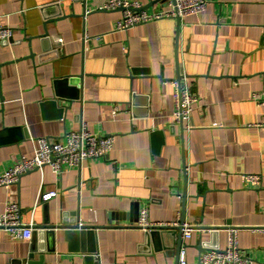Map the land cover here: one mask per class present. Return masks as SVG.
Masks as SVG:
<instances>
[{"label": "crops", "instance_id": "obj_1", "mask_svg": "<svg viewBox=\"0 0 264 264\" xmlns=\"http://www.w3.org/2000/svg\"><path fill=\"white\" fill-rule=\"evenodd\" d=\"M105 1L0 0L13 29L0 46V175L32 157L39 139L63 143L83 124L115 138L108 158L61 176L45 166L0 188V214L17 202L25 226L76 213L98 226L72 245L61 231L15 240L0 229V264H87L91 249L95 264L178 263L175 250L147 245L137 225L144 210L150 223L193 227L190 239L182 235L187 264H200L212 238L225 249L233 228L241 251L264 264V109L253 98L264 91V0H209L200 14L127 31L116 30L122 12ZM132 1L148 12L164 7ZM183 74L200 103L182 124L171 81ZM77 78V86L63 81ZM41 192L58 195L38 202ZM114 213L127 217L112 222Z\"/></svg>", "mask_w": 264, "mask_h": 264}, {"label": "built area", "instance_id": "obj_2", "mask_svg": "<svg viewBox=\"0 0 264 264\" xmlns=\"http://www.w3.org/2000/svg\"><path fill=\"white\" fill-rule=\"evenodd\" d=\"M164 7L161 11L148 12L143 5L132 0H106L103 8L108 11L121 10L122 17L117 22L116 30L127 31L139 24L149 23L164 18L181 19L190 15H197L206 10L209 0H162ZM0 13V46L13 40V29L3 23ZM85 40L92 41L86 37ZM186 74L172 80L174 88V120L184 123L191 119L193 111L200 103L199 98L192 94L187 87ZM253 98L264 109V91L262 94H253ZM121 112L118 106L113 109L114 115ZM191 128V126H189ZM114 136H98L87 129L83 124L79 131L67 134L65 142H51L41 138L32 157L22 156L20 161L12 168L0 175V188L10 189L19 184L22 176L33 172L42 171L45 166H50L53 172L61 176L65 167H81L86 161L95 158H108L113 150ZM242 180L252 186L262 185L263 179L257 174H244ZM57 192H41L38 202H48L56 197ZM22 210L17 202L6 204L5 211L0 214V229L7 231L12 239L30 240L34 233V224L25 226L21 220ZM137 225L143 230L157 227H178L181 223L153 224L148 221V211L144 210ZM183 238L192 237L193 227L183 225ZM260 230L264 232V227ZM228 245L225 249H210L203 252L200 264H258L243 253L238 245L237 230L229 229ZM186 248L180 253L179 264H187L185 260Z\"/></svg>", "mask_w": 264, "mask_h": 264}, {"label": "water", "instance_id": "obj_3", "mask_svg": "<svg viewBox=\"0 0 264 264\" xmlns=\"http://www.w3.org/2000/svg\"><path fill=\"white\" fill-rule=\"evenodd\" d=\"M161 1V0H159ZM158 1V2H159ZM151 2V4L156 3ZM58 15L57 17H59ZM48 30H46L45 37L48 38ZM45 52V51H44ZM64 82H69L73 86H77L81 82V78L77 79H65ZM72 218L68 219L67 214H62L61 217L57 220L55 223H51L50 220L46 221L45 224L41 226H35L34 227V233H37V230H39L38 235L39 236H45L48 240L51 239L53 236H55V233L57 231L63 232L64 239L72 245V243L76 244L79 240H84L87 237H91L95 233V229L98 228V226H86L82 225L80 223V220L77 218L76 214H71ZM127 215L123 213H114L111 215V221H120L124 218H126ZM184 221H181V225L178 227H157L148 229L146 231V242L147 245L151 246L153 244L159 245L160 247L167 248L170 250H175L176 254L178 256V259L180 257V250L182 248V235H183V225ZM220 228H209V230H218ZM42 233V234H39ZM32 236V237H33ZM171 241V242H170ZM212 244H210V247H214L215 249L217 247V242L212 238L210 240ZM212 248V249H214ZM50 251V249H49ZM206 250L203 249V252ZM37 249H34L32 253H36ZM96 251L94 249L89 250V254L86 258L87 264H95L93 253ZM33 258V257H32ZM42 258H40L41 260ZM179 263V260H178ZM176 263V264H178Z\"/></svg>", "mask_w": 264, "mask_h": 264}]
</instances>
